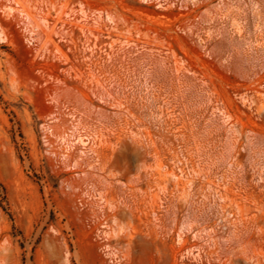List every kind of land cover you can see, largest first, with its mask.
<instances>
[{
	"label": "rangeland",
	"instance_id": "obj_1",
	"mask_svg": "<svg viewBox=\"0 0 264 264\" xmlns=\"http://www.w3.org/2000/svg\"><path fill=\"white\" fill-rule=\"evenodd\" d=\"M29 9L0 0V264H264V0Z\"/></svg>",
	"mask_w": 264,
	"mask_h": 264
},
{
	"label": "bare ground",
	"instance_id": "obj_2",
	"mask_svg": "<svg viewBox=\"0 0 264 264\" xmlns=\"http://www.w3.org/2000/svg\"><path fill=\"white\" fill-rule=\"evenodd\" d=\"M7 1H8V2L14 1L17 5L21 6L22 9H23L24 11H26V13H27L28 16H30V17H32L33 19H35L34 16H33V14L31 13V11H30V9H29V5H30L31 2H33V0H7ZM2 10H3L4 12H6V13H10V12L16 11L17 8H15V7L9 5V6H4V7L2 8ZM47 16H48V14L44 16V22H45V23H46V21H47ZM79 27H80L82 30H84L85 25H79ZM44 30H45V29H44ZM52 31H53V30H50V31H47V32H46V37H47V39H49V40H51V41H52V38H51ZM261 109H264V103L261 105ZM78 131H79V130H78ZM77 133H78V132H77ZM79 134H80V133H79ZM77 135H78V134H77ZM77 140H78V142H80V143L83 144V145H86V144H87V142H85V141L83 140L82 135H78V136H77ZM91 151H92L93 153L97 154V156H99V150H98L97 148H95V147H91ZM68 187H69V185H68Z\"/></svg>",
	"mask_w": 264,
	"mask_h": 264
}]
</instances>
